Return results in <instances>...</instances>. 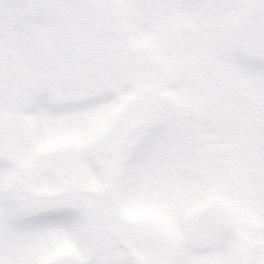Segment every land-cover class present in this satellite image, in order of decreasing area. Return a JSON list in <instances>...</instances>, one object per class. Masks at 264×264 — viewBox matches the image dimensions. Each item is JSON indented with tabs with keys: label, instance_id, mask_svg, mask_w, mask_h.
<instances>
[{
	"label": "snow or ice",
	"instance_id": "obj_1",
	"mask_svg": "<svg viewBox=\"0 0 264 264\" xmlns=\"http://www.w3.org/2000/svg\"><path fill=\"white\" fill-rule=\"evenodd\" d=\"M0 264H264V0H0Z\"/></svg>",
	"mask_w": 264,
	"mask_h": 264
}]
</instances>
